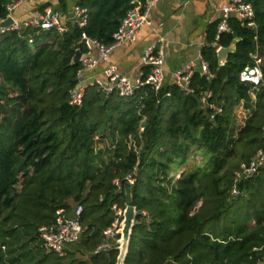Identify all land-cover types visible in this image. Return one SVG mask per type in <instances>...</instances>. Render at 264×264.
Masks as SVG:
<instances>
[{"label":"trees","instance_id":"16d2710c","mask_svg":"<svg viewBox=\"0 0 264 264\" xmlns=\"http://www.w3.org/2000/svg\"><path fill=\"white\" fill-rule=\"evenodd\" d=\"M14 1L0 0V19ZM247 1L257 28L232 16V31L216 40L218 22L211 24L201 51L214 76L195 71L190 94L173 83L157 92L144 85L124 98L96 85L81 107L69 104L82 32L112 43L130 0H79L88 10L85 27L30 26L0 37V264H116V246L95 250L114 222L112 206L129 203L137 216L126 264H258L251 255L264 244V167L235 184L240 164L264 147V87L253 108V86L239 78L254 64L252 52L264 73V0ZM235 38L236 51L219 65L213 42L229 46ZM206 90L222 107L213 119L201 102ZM242 102L252 108L244 125L235 116ZM77 204L88 260L48 251L39 233L59 208Z\"/></svg>","mask_w":264,"mask_h":264},{"label":"built area","instance_id":"2783aa9c","mask_svg":"<svg viewBox=\"0 0 264 264\" xmlns=\"http://www.w3.org/2000/svg\"><path fill=\"white\" fill-rule=\"evenodd\" d=\"M158 1L130 0V8L121 20L118 29L113 34V41L110 44H105L90 37L86 32H82L80 43L83 44L85 50L82 51L83 53L80 59L81 66L77 74L76 87L70 93L69 104L71 106L81 107L83 105L85 92L90 86L97 85L106 94L116 92L124 98L132 97L135 90L144 85L150 86L155 92L163 88L165 85L163 69L165 53L164 46L161 42H156L147 47L143 55L142 63L144 66L149 67V72L146 75L142 73L137 80H133L128 74L122 73L113 64H108L104 70L106 80H103L98 74H90L100 62H109V55L114 48L136 41L140 29L151 24L152 10ZM17 5L18 2L14 1L8 6V11L12 12ZM232 16H236L247 22V25L250 27L257 28L255 10L250 2L247 0H226L222 7V16L217 24L216 40L219 39L221 33L232 31L230 25V18ZM67 22H74L80 27H85L88 22L87 8L78 4L75 5L72 14L66 19L58 11L48 9L24 21H15L10 27H0V37L9 30L20 31L30 26L43 30L56 29L58 31H66ZM29 41L32 42L33 39L30 38ZM213 45L217 46L216 51L221 47V45H217V41L213 42ZM94 50H98L97 56L93 55ZM250 55L254 59V64L245 66L240 71L239 78L242 82L251 84L255 88L264 87V73L261 66V59L257 52H252ZM198 67H201V72L208 79L213 78L214 74L211 72L209 62L202 55L198 62L191 61L182 69L176 70L173 73L174 83L186 94L194 93V89L191 86V78ZM212 95L213 92L211 90L204 91L201 95V102L213 110L211 114V118L213 119L217 113L222 111V107L215 103H210L209 99ZM143 107L144 104L141 102L139 111ZM262 167H264V147L259 149L248 162H242L240 164L235 174V184L242 179L258 174ZM126 181L133 184L135 182L134 175L129 174L126 177ZM115 183L117 185L120 184L118 180ZM232 193L235 195L239 193L236 185ZM112 208L116 215L114 222L111 226L103 230L104 241L98 245L95 253L104 252L117 246V240L120 238L118 235H120L119 229L123 219L124 208L119 207L117 204H114ZM82 213L83 206L81 204H77L71 212H67L64 208H59L56 211L54 220L50 224H45L39 228L40 236L48 251L55 252L59 256H64L69 246L81 240L84 232ZM253 254L257 255L256 261L258 264H264V244L254 246L251 257H253Z\"/></svg>","mask_w":264,"mask_h":264},{"label":"crops","instance_id":"0c3cea01","mask_svg":"<svg viewBox=\"0 0 264 264\" xmlns=\"http://www.w3.org/2000/svg\"><path fill=\"white\" fill-rule=\"evenodd\" d=\"M16 1L18 5L7 17L12 16L19 22L48 9L58 11L66 19L79 2V0ZM63 2L67 6L65 10ZM225 2L226 0H159L153 7L151 24L140 29L136 41L114 48L109 55V62H100L90 74H98L106 80L104 70L108 64H113L122 73L137 80L142 73L146 75L149 72V67L142 63L147 47L161 42L165 53L163 63L165 84H173V73L176 70L182 69L191 61H199L201 50L207 43L208 28L211 24L219 22ZM93 55L97 56L98 50H94ZM258 90L259 88L252 87L250 91L253 108ZM251 112L252 108L245 107L243 102L238 105L235 109L237 123L244 125Z\"/></svg>","mask_w":264,"mask_h":264},{"label":"water","instance_id":"95a60500","mask_svg":"<svg viewBox=\"0 0 264 264\" xmlns=\"http://www.w3.org/2000/svg\"><path fill=\"white\" fill-rule=\"evenodd\" d=\"M14 23L15 20L13 19V17L8 16L7 18L0 20V27L7 28ZM238 41L239 39L235 38L232 40L229 46L219 47V49L217 50L219 65L221 66L224 65L227 62L229 55L236 51ZM82 53L83 52L80 49L76 51V54L73 58L74 63L80 62ZM196 70L201 71V67H198ZM136 216H137L136 205L133 203L127 204L126 207L124 208L123 219L120 224L121 227L119 229L120 238L117 240V246H116L119 253L117 256L116 264H126V259L129 253V245H130L133 228L135 225Z\"/></svg>","mask_w":264,"mask_h":264},{"label":"rangeland","instance_id":"374dc122","mask_svg":"<svg viewBox=\"0 0 264 264\" xmlns=\"http://www.w3.org/2000/svg\"><path fill=\"white\" fill-rule=\"evenodd\" d=\"M240 116H242V115H240ZM200 159H201V156L198 155L196 160L198 161ZM74 205L75 204H73V206ZM66 256L68 257L67 260H71L70 258L88 260L90 255H89V253L83 251V248L80 246V244L78 242L69 248V251L67 252Z\"/></svg>","mask_w":264,"mask_h":264}]
</instances>
